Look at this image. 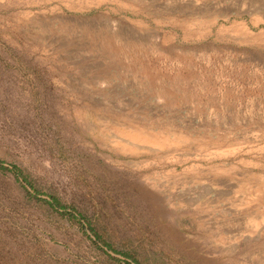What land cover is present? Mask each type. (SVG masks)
Masks as SVG:
<instances>
[{
    "label": "rangeland",
    "instance_id": "374dc122",
    "mask_svg": "<svg viewBox=\"0 0 264 264\" xmlns=\"http://www.w3.org/2000/svg\"><path fill=\"white\" fill-rule=\"evenodd\" d=\"M0 162V264H264V0H0Z\"/></svg>",
    "mask_w": 264,
    "mask_h": 264
},
{
    "label": "bare ground",
    "instance_id": "6f19581e",
    "mask_svg": "<svg viewBox=\"0 0 264 264\" xmlns=\"http://www.w3.org/2000/svg\"><path fill=\"white\" fill-rule=\"evenodd\" d=\"M154 10V9H153ZM161 10V9H160ZM176 10H177V8H176ZM157 13H158V11H157ZM159 14V13H158ZM193 15V14H192ZM195 15V14H194ZM157 16V15H156ZM195 23V22H194ZM121 35V34H120ZM119 35V36H120ZM156 48V47H155ZM130 127V126H129ZM130 129V128H129ZM131 130V129H130ZM133 130V129H132ZM138 130H139V128H138ZM170 134V133H169ZM149 135V134H148ZM147 135V136H148ZM173 135V134H172ZM153 138V137H152ZM151 138V139H152ZM187 138V137H186ZM182 140V139H181ZM180 140V141H181ZM178 141V140H177ZM179 141V142H180ZM183 141V140H182ZM181 141V142H182ZM173 144V143H172ZM174 145V144H173ZM245 180H243L241 183H243ZM245 183H247L246 185H245V187L247 188V190H249V192H251L252 194H255V195H259L260 197L259 198H257V200H254V201H252V202H249V204H248V207L247 208H253L254 210V212H253V215H251V217L253 218V219H255L256 220V218H260L261 220H262V222H264V207H260V206H258V207H254V205L257 203H259V201L263 198L262 197V190L257 186L256 187V184H254V183H252L251 182V180H250V182L248 181V182H245ZM262 186V185H261ZM254 203V205H252V204ZM252 206H251V205ZM260 204V203H259ZM263 208V209H262ZM249 210V209H248ZM257 227H258V225H256ZM262 227V226H261Z\"/></svg>",
    "mask_w": 264,
    "mask_h": 264
},
{
    "label": "trees",
    "instance_id": "16d2710c",
    "mask_svg": "<svg viewBox=\"0 0 264 264\" xmlns=\"http://www.w3.org/2000/svg\"><path fill=\"white\" fill-rule=\"evenodd\" d=\"M0 166L3 167V165H1V162H0ZM8 170L12 171L17 177H22L23 180L28 183L27 178L23 175L22 171L18 167L14 166V167H12L11 169H8ZM34 190H35V192L37 191L36 189H34ZM49 204L51 206H60V203L54 198H52V200L49 202ZM95 237L97 238V240L101 241L105 246H107L110 249H112V245H110L108 242H106L102 235H100L99 233L95 232ZM131 259H132V257H131ZM132 260L135 261L136 259H132ZM127 264H130V263H127Z\"/></svg>",
    "mask_w": 264,
    "mask_h": 264
}]
</instances>
